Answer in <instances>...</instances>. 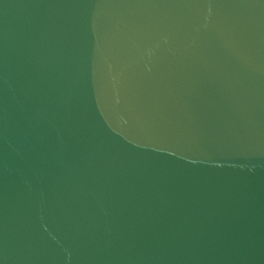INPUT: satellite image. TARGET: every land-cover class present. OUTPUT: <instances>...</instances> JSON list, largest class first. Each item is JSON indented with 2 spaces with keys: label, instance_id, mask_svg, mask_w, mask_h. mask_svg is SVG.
Returning a JSON list of instances; mask_svg holds the SVG:
<instances>
[{
  "label": "water",
  "instance_id": "1",
  "mask_svg": "<svg viewBox=\"0 0 264 264\" xmlns=\"http://www.w3.org/2000/svg\"><path fill=\"white\" fill-rule=\"evenodd\" d=\"M0 264H264V0H0Z\"/></svg>",
  "mask_w": 264,
  "mask_h": 264
}]
</instances>
